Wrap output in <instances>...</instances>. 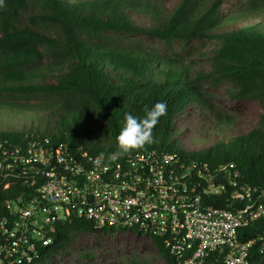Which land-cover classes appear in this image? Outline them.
I'll return each mask as SVG.
<instances>
[{"label": "trees", "instance_id": "trees-1", "mask_svg": "<svg viewBox=\"0 0 264 264\" xmlns=\"http://www.w3.org/2000/svg\"><path fill=\"white\" fill-rule=\"evenodd\" d=\"M167 1L5 0L0 8V111L26 120L9 125L5 117L0 144L48 136L55 143H67L76 156L116 153L125 114L143 117L145 106L165 102L167 114L153 129L155 142L143 149L176 151L187 164L197 162L201 168L234 161L248 182L264 187V20H258L264 17V0H245L228 17L220 15L226 0H179L171 8ZM135 16L147 18L150 25H141ZM249 19L253 23L220 31L229 22ZM135 35L160 38L168 46L176 40H213L211 71L196 75L186 61L124 43V38ZM203 77L212 82L228 80L234 87L233 98L256 99L263 112L247 131L224 135L207 148H187V128H176L175 119L189 103L208 102L201 91ZM49 78L54 80L47 82ZM31 96L52 97L41 104L58 117L56 132L36 135L24 128L42 108L14 97L28 100ZM218 118L220 134L223 125L235 120L229 114ZM12 190L0 187V216ZM225 195L214 202L227 207ZM263 230L264 218L241 228L240 236L248 240ZM81 232L95 230L85 220L59 223L54 243L33 264H44L67 250ZM154 241L166 262L177 264L161 239ZM252 252L250 264H261L264 251L259 244Z\"/></svg>", "mask_w": 264, "mask_h": 264}, {"label": "built area", "instance_id": "built-area-1", "mask_svg": "<svg viewBox=\"0 0 264 264\" xmlns=\"http://www.w3.org/2000/svg\"><path fill=\"white\" fill-rule=\"evenodd\" d=\"M0 187L13 189L0 216V264H33L58 224L72 220L155 247L159 238L177 264H250L256 243L264 251V230L240 236L264 218V187L234 161L201 168L163 147L76 156L65 142L35 136L0 144ZM223 192L227 207L214 202Z\"/></svg>", "mask_w": 264, "mask_h": 264}, {"label": "rangeland", "instance_id": "rangeland-1", "mask_svg": "<svg viewBox=\"0 0 264 264\" xmlns=\"http://www.w3.org/2000/svg\"><path fill=\"white\" fill-rule=\"evenodd\" d=\"M179 0H168L166 6L174 7ZM245 0H226L222 6L221 17H228L236 13L244 6ZM136 22L141 25H150L145 17L135 16ZM264 20V17L261 19ZM253 19L239 21L237 23H227L220 31L238 29L253 23ZM126 45L140 47L158 54L167 55L177 60L186 61L192 65L194 74L203 75L211 71V60L216 42L210 39L193 40L184 42L176 40L172 46L160 39L147 35H135L123 39ZM54 79H46L51 82ZM201 91L206 97L203 105L189 103L183 113L176 117L175 126L185 131L188 139L185 142L187 148H207L222 136L232 137L238 132L251 129L258 123L263 112L261 103L256 99H236L231 96L234 87L228 80L212 82L205 77L200 78ZM13 98V97H12ZM15 99L26 101L33 106L40 105L42 112L36 114L34 121L27 119L24 128L34 134L44 132L53 133L57 131L58 117L53 112L47 110L41 104L50 101L52 97L31 96L28 100L14 97ZM40 108V109H41ZM37 112V111H35ZM33 112V113H35ZM231 115L235 117L234 122L226 123L221 127L222 134L218 133L220 122L219 115ZM7 115V116H6ZM7 123L13 125L22 123L24 118H17L15 114H8L0 111V125ZM35 117V115H34ZM40 117V118H39ZM232 124V125H231ZM31 125H33L31 129ZM190 126V128H188ZM218 126V127H217ZM22 126H20L21 128ZM23 128V129H24ZM44 264H168L159 254L155 245L146 236L134 235H101L92 232H81L75 234L67 250L54 255L51 260ZM261 264H264V260Z\"/></svg>", "mask_w": 264, "mask_h": 264}, {"label": "clouds", "instance_id": "clouds-1", "mask_svg": "<svg viewBox=\"0 0 264 264\" xmlns=\"http://www.w3.org/2000/svg\"><path fill=\"white\" fill-rule=\"evenodd\" d=\"M4 6L5 0H0V8ZM144 113L143 117L125 114L124 126L116 138V156H124L155 142L153 129L159 123L160 117L167 114V105L165 102H157L151 108L145 106Z\"/></svg>", "mask_w": 264, "mask_h": 264}]
</instances>
